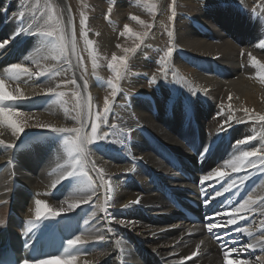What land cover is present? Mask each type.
I'll return each mask as SVG.
<instances>
[{"label": "bare ground", "instance_id": "1", "mask_svg": "<svg viewBox=\"0 0 264 264\" xmlns=\"http://www.w3.org/2000/svg\"><path fill=\"white\" fill-rule=\"evenodd\" d=\"M216 1L176 0L185 7L184 12L180 7L167 8L168 0H157L158 15L148 32L161 29V21H169L167 11L174 10L173 36L160 40L151 37L161 48L165 39L173 40L172 54L160 62L159 69L148 70L143 62L144 68L129 63L124 67V61L113 70L106 62L108 58L110 63L113 56L123 57L124 49H132L136 42L126 36V41L115 45L111 35L115 25L109 29L101 23L103 15L97 4L93 3L85 24L98 33L93 42L97 52H92L86 37L81 36L73 0H0V42L18 30L22 32L0 48L3 91L11 95L19 87L22 99L2 103L16 107L21 115L12 119L24 127L18 137H13L11 128L0 124V140L14 144L12 148L0 145V200L5 201L0 204V220L5 222L0 226V249L10 238L20 264L24 260L35 264L38 258L50 255H74L73 264H225L222 245L226 244L228 249L246 248L238 253L230 251L233 264H264V170L249 166L232 171L242 152L259 149L264 155V120L259 119L264 117V68L260 67L264 65V37L256 19L252 18L251 26L246 14L220 8ZM118 3L116 6L123 8L126 0ZM49 5L66 29L67 60L52 59L58 53L53 51L50 38L39 35L46 30ZM142 22L144 27L146 21ZM144 47L140 45L128 61L134 63V58L143 55L159 56L158 51L147 55ZM16 63L31 73L47 71L43 76L16 80L8 72ZM104 64L108 65L107 72L99 68ZM130 74L147 79H134ZM72 79L75 84L66 83ZM109 81L118 88L114 100ZM105 97L111 112L107 124L102 118L97 122L98 134L110 133L108 140L86 145V175L69 177L53 188V181L70 169L72 157L64 143L70 134L51 128H82V134L90 136L96 114L103 116ZM77 101L82 110L76 107ZM222 126L227 130H221ZM242 140L245 143H239ZM172 162L190 172L197 163L203 164L201 174L193 173L199 182L189 185L191 191L207 194L210 205L222 199L215 211L201 216L199 223L183 222L162 195L164 186L178 197L184 194L179 184L186 180ZM93 163L95 169H103L106 183ZM217 171L224 175H210ZM206 175L209 179L204 181ZM233 181L235 187L231 186ZM217 192L221 194L216 196ZM137 198L140 203L123 208ZM36 200L48 206L41 208L40 218L35 215ZM245 201H249L245 209L233 212ZM68 203L79 206L72 212L51 215V211L67 208ZM110 217L133 223L124 226L109 222ZM232 219L235 224L229 223ZM208 223L217 224L213 233L219 236L208 231ZM76 236L84 243L69 247L67 240ZM254 244L258 246L251 247ZM35 247L39 253L32 258Z\"/></svg>", "mask_w": 264, "mask_h": 264}, {"label": "snow or ice", "instance_id": "2", "mask_svg": "<svg viewBox=\"0 0 264 264\" xmlns=\"http://www.w3.org/2000/svg\"><path fill=\"white\" fill-rule=\"evenodd\" d=\"M175 17V12L173 10L172 13V18ZM133 20H137V17L133 16L131 17ZM45 26H46V30L43 31H39V35H42L45 38H50L49 42L51 44V47L53 49L54 52L58 53V55H53L52 59H60L61 57L65 58V60L68 59L67 57V40L65 37V26L63 24V21L57 16L55 8L52 5L48 6V16L47 19L45 20ZM140 23H143L142 21H140ZM71 18L69 17L68 20V28H71ZM80 24H81V36H85L86 33L84 31V27L86 24V18L82 15L81 16V20H80ZM146 27H150V25H147ZM30 31V30H29ZM129 31V29L127 28V26L125 27V32ZM22 32H20L19 30L17 32H15L12 36H10L7 40L0 42V48H4L8 43H10V41L12 39H14L17 35H20ZM24 34V33H23ZM134 35L137 37V39H140L141 36L143 35H147V33H134ZM168 36L171 38L173 36V33L171 31L168 32ZM86 43L91 45V41H87ZM262 47H264V45H262ZM124 51L127 52H135L136 49L132 48V49H128L125 48ZM173 52V48L169 47L168 50L165 52L163 59H167ZM72 54L75 55V43L73 41L72 44ZM125 61V57H119L117 58L116 56L112 57V61L109 63V68L110 69H117L118 65H122ZM93 67H95V61H93ZM261 68H264V65H260ZM69 68H71V64L69 63ZM47 71V69H45L44 71H38L36 73H31L29 71V69L27 67H22V65L20 63H16L11 65L8 68V72L13 74V77L16 80H19V78L21 76H28L29 78H31L32 75H36V76H43L45 74V72ZM120 77V72L117 71V78ZM66 83L69 84H75L76 80L72 79L70 81H67ZM108 85L111 87L112 91H111V97L115 98L117 92H118V88L116 86V84H113L112 81L108 82ZM5 86L4 81L0 80V124H7L10 128H11V133L13 137H18L19 134L21 132H23L24 127L21 125V123L18 120L12 119L13 117H19L21 115L20 112H18L16 110L15 106L12 107H5L3 106L4 101H18L21 100L22 97L19 95L20 94V88L17 87L15 89V93L14 94H9L5 91H3V87ZM85 90L87 89V83H85L84 85ZM49 91H52L51 89H49ZM59 96H63L65 95L64 93H58ZM76 107L78 109L82 110V106L80 105L79 101H77ZM89 115H91V103L89 101ZM103 116L101 117V115L99 113L96 114L95 119L92 121L91 123V135H84L82 134V128H51V131L53 132H59V133H69L70 136L68 138H66L64 140V143L66 146H68V155L70 157H72V163L70 165V169H65L64 173H62L55 181H53V188H55L58 184H60L62 181H64L65 179L69 178V177H76L78 174H83L86 175V173L83 172V167L84 164L87 162L86 157H84V153L86 151V145L88 143H90L91 141H103V140H108V137L110 135V133L105 132L102 135L98 134V129L100 127L99 123L97 121H99L101 118L104 120V123L107 124L108 121V115L111 112V108H110V102H109V98L105 97L104 100V105H103ZM68 109L65 108V112H67ZM247 111V110H245ZM79 116V113H78ZM251 118V117H250ZM231 119V117L229 118ZM259 119L264 120V117H260ZM43 127H50L48 125H43ZM112 127H116V125H112ZM223 131H226V128L222 129ZM123 131V129H122ZM75 134V137L72 138L71 134ZM0 135H2V133H0ZM239 143H245V141H240ZM0 145H2L5 148H12L14 146L13 143H5L3 140H0ZM207 151V148H205V152ZM260 150L257 149L256 151H244L242 152V154L238 157H236V161L233 162L232 164V171L233 172H239L241 170L242 167H253V168H257V166H259V170H264V155L259 154ZM75 154V155H74ZM204 153H202L203 155ZM249 157H253L254 159H249ZM93 169L96 170L98 172V174H100V178L102 182L104 181V177L102 175L103 169H95V164L93 163ZM127 171H132V169H129ZM210 175H216V176H223L224 173L222 172H215L212 173ZM209 179V176L206 175L203 177L204 181H207ZM241 182H243V179L241 180ZM106 183V182H105ZM232 187H235V181L232 182ZM228 189L226 188L225 191H227ZM221 193L217 192L216 196H219ZM88 199H91V197H87ZM251 199V198H249ZM210 202V201H209ZM5 203V201L0 200V204ZM36 212L35 215L37 218H40L41 216V208H47L48 206L41 200H36ZM140 203V199L137 198L134 201L129 202V204H125L123 205V208H127L130 207L132 204H138ZM249 203V201H245L244 203L239 205V208L233 209V212H239L241 209H245V206ZM79 205L77 203H68L67 208L61 207L59 210L56 211H51V215L53 217L59 216L61 214L64 213H68V212H72L74 209H76ZM101 211H104L103 208H101ZM111 221H116L118 223H120L121 225L124 226H130L133 222L132 221H125L123 219L120 220H116L115 217H110L109 218V222ZM4 221L0 220V226L4 225ZM29 223H31V221H29ZM85 223L87 224V221H85ZM229 223L231 224H235L236 220L232 219L229 221ZM217 227L216 223H208L207 224V228L208 231L210 233H212L213 235L219 236L218 233H213V229ZM109 231H111V229H108ZM236 231H244L243 229L237 228ZM248 235H251V233L249 232ZM100 240L104 239V236H100L99 237ZM67 245L69 247L78 245V244H83L84 242L81 241L80 236H76L74 239H69L67 240ZM224 247V261L225 264H233L232 261L229 260V254L230 251L231 252H241V251H245L246 248H231L228 249L227 245L224 244L222 245ZM258 245H251V247L255 248ZM25 247H27V244L25 245ZM81 248H77L76 251L77 252H82L80 250ZM193 255H195V253H193ZM76 260V256L72 255V256H68V257H62L60 255H50L47 258H38L37 260H35V264H73V262ZM21 264H30V262L28 260H24L21 262ZM182 264V262H181ZM235 264H246V262H241V261H236Z\"/></svg>", "mask_w": 264, "mask_h": 264}, {"label": "rangeland", "instance_id": "3", "mask_svg": "<svg viewBox=\"0 0 264 264\" xmlns=\"http://www.w3.org/2000/svg\"><path fill=\"white\" fill-rule=\"evenodd\" d=\"M73 1L75 2V4H74L75 8H73V9H74V12L76 11L75 15H76L77 20H79V22H80L81 16L83 15L86 18V23H87V19L89 18L88 16H91V14H92L91 8L93 7V3L97 4L96 5L97 9L103 15L102 19H103L104 23L103 22H101V23L105 24L109 29L111 26L115 25V27L113 28L114 31L112 30V32H111L112 37H114V44L115 45H118V44H116V42H121L123 40L126 41L127 40L126 36H128V37H131V39L134 41V43L136 42L135 45L133 46V48H135L136 50L140 47V45H143V46H145L144 50H145V53L147 55L149 54V52L152 53V52L158 51L157 55H159V56L155 57V56L143 55L141 58H134V63L128 61L129 58L134 56V53H132V52L126 53L125 52V53H123V57L125 56V61H126L124 64V67H125V65H127L129 63L135 67L138 65V67L140 68V67H143V65L145 63H147L148 68L146 67V69H148V70L161 68L160 62L163 61L164 52H166L169 47L173 48V46H171V44L173 43V40H171V39L170 40L165 39L164 41L162 40L163 43H161V46H162V48H161L159 44H157L155 41H152L153 39L151 40V37H153L154 39H155V37H157L158 40H160V38H162V37L170 38L168 36V32L169 31L172 32V23H173V19H174V18H172V13H173L172 11H170V12L167 11L166 17L168 16L170 18H169V21L167 19H164V21H161L162 22V23H160L161 29L155 30L153 33H149L148 31L152 28V21L158 15L157 6L155 5L157 3V0H126V5L123 6V8H122V6L121 7L116 6V4H119L118 3L119 0H94L93 3L90 2L91 4L89 2H87L86 0H73ZM95 1H97V2L99 1V2L97 3ZM100 1H102L101 4H100ZM242 1L243 0H237V1L236 0H232V1L228 0V1L224 2L223 0H217L216 4L219 3L217 5L220 8L231 9L230 10L231 12L242 13L243 16H244V14H246L247 19L250 22L251 26H254V24L252 22V18L256 19L257 25H258V30L261 32L262 37H264V32H263L264 31V25H263V23H264V4L263 3L264 2H263V0H255V1L254 0H247V1L244 0V2H242ZM88 3H89V5H88ZM141 4L145 5L146 7L141 8ZM98 5H99V7L102 6L103 8H101V7L99 8ZM171 6H175L174 9L180 7L179 4H176V0H168L167 8H171ZM87 7H89V8H87ZM117 8L121 10L120 13L118 12ZM179 9L182 11L184 10V12H186V9L184 6L180 7ZM84 10H85V12H84ZM239 10H240V12H237ZM112 11H113V13H112ZM116 13H117V15H116ZM176 13L178 14V12H176ZM256 15H257V17H256ZM133 16L137 17V20H133L131 18ZM140 21H146V25L144 27H141ZM147 25H150V27H146ZM126 26L129 29V31H127V32H125ZM84 31L86 33V35H85L86 40L92 42L90 45V50L92 52H94L93 50H96V47H94L95 44L93 42L95 41V37H97L98 33L96 31H92L89 28V26H85ZM210 32H211V28H209L208 33H210ZM134 33H147V35H143V36H141L140 39H137V37L134 35ZM167 41H168V43H167ZM159 49H161V51ZM96 52H97V50H96ZM111 53H113V52H111ZM113 54H115L117 56H121L117 53H113ZM95 58H97L96 55H95ZM147 58L149 60H146ZM152 58H154V59H152ZM137 60H140V61H137ZM106 62H108V64H109V58ZM135 62L137 63L136 65H135ZM150 63H151V65H150ZM153 64H155V65H153ZM156 64H158V65H156ZM99 68H103V70L106 72L108 71V65H106V64L101 65ZM122 70H123V68H122ZM138 72H139V70H138ZM145 76H147L146 73H144V77ZM130 77L134 78V79L143 78V76L141 77V75H137V77H134L133 74H130ZM148 77H151V75ZM143 79H147V78H143ZM211 112L213 113L212 110H211ZM146 212L149 213V210L146 209Z\"/></svg>", "mask_w": 264, "mask_h": 264}]
</instances>
